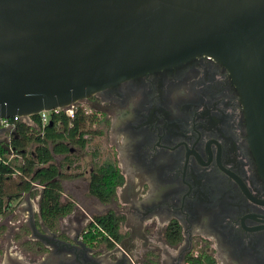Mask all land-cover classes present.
<instances>
[{"label": "flooded vegetation", "instance_id": "obj_1", "mask_svg": "<svg viewBox=\"0 0 264 264\" xmlns=\"http://www.w3.org/2000/svg\"><path fill=\"white\" fill-rule=\"evenodd\" d=\"M80 102L88 110L80 107L85 124L100 127L93 133L109 130L103 161L123 179L115 189L121 206L112 211L129 235L119 242H150L153 264H193L186 258L203 253L220 264H264V181L238 92L222 65L197 57ZM88 133L83 138L93 140ZM66 143L68 152L58 155L74 152L73 143ZM95 171H88L85 189L96 200L89 193ZM64 179L60 199L73 202V222L58 229L31 218L34 242L14 243L3 264H101L83 238L92 215L81 210L89 217L83 222L79 204L62 200Z\"/></svg>", "mask_w": 264, "mask_h": 264}, {"label": "water", "instance_id": "obj_2", "mask_svg": "<svg viewBox=\"0 0 264 264\" xmlns=\"http://www.w3.org/2000/svg\"><path fill=\"white\" fill-rule=\"evenodd\" d=\"M197 57L229 73L264 181V0H0V118Z\"/></svg>", "mask_w": 264, "mask_h": 264}, {"label": "trees", "instance_id": "obj_3", "mask_svg": "<svg viewBox=\"0 0 264 264\" xmlns=\"http://www.w3.org/2000/svg\"><path fill=\"white\" fill-rule=\"evenodd\" d=\"M62 121L61 125L56 126L53 117L51 123L45 126L43 135L35 127L17 123L10 142L14 150L10 153L0 144V155L7 160L6 163L0 161V214L9 208L13 200L32 193L36 185L41 186L39 215L45 225L54 227L60 218L72 211L73 202L60 199L63 189L61 180L65 175L54 162V155L68 152L67 141L81 148L85 146L83 135L86 119L80 111L71 122L66 117ZM30 144L34 145L32 150L27 149ZM122 181L118 168L108 160L102 161L92 175L89 193L101 203L109 202L115 198V189ZM121 219L112 210L92 215V223L83 234L84 240L89 241L86 243L90 246L99 242H108L110 246L119 243L123 238ZM186 262L216 264L206 253L197 258L187 257ZM140 264L153 263L146 258Z\"/></svg>", "mask_w": 264, "mask_h": 264}, {"label": "rangeland", "instance_id": "obj_4", "mask_svg": "<svg viewBox=\"0 0 264 264\" xmlns=\"http://www.w3.org/2000/svg\"><path fill=\"white\" fill-rule=\"evenodd\" d=\"M74 104H76L77 108L84 107V104L80 101L75 102ZM86 109L87 108L84 107V110ZM84 130H86L87 133L92 132V130L99 131L100 127L97 125L88 126L85 124ZM88 134L93 136V140H87L83 148H78V145H74V143L71 144L70 147H73L74 152L65 157L63 155L55 154L54 162L61 166V172L65 175V182H63L64 195L62 196V200H66L67 198L75 200L80 206V209H78L80 215L84 214L83 211L88 212L91 215H100L105 213L108 209L115 211L116 205H120L122 198L120 194H118V196H115L112 201L101 204L99 201L91 198L87 193L85 186L89 178L88 171L91 168L95 169L105 159V147L109 145L111 137L109 130L103 132V136L93 132ZM33 147L34 145L30 144L27 149L32 150ZM92 153H94L93 156ZM14 158L15 157H13V159ZM77 177L79 178L76 179ZM69 180L72 183H68L67 181ZM40 189L41 186L36 185L33 188L32 193L23 194L21 197L13 200L9 208L4 213L0 214V264H3V255L5 252L10 251L11 247H14L15 244H26L27 246H30L31 242H34L31 238L28 225L31 218L33 222H41L39 215ZM65 196H67V198ZM69 216L70 215L65 216L57 221L55 227L59 229L60 226L72 223L73 219ZM88 219L89 217L85 215L83 222H87ZM127 230L128 229L122 223L120 231L124 240H127L129 235V231ZM131 241L132 240L128 242ZM141 244L143 247L147 245L146 242H137L138 246H141ZM198 248L199 245H197L196 250H198ZM145 252L144 250L138 251V260L144 257Z\"/></svg>", "mask_w": 264, "mask_h": 264}, {"label": "built area", "instance_id": "obj_5", "mask_svg": "<svg viewBox=\"0 0 264 264\" xmlns=\"http://www.w3.org/2000/svg\"><path fill=\"white\" fill-rule=\"evenodd\" d=\"M80 111L84 115V112L80 108H77L76 104L73 103L64 107H56L51 110H42L35 115H14L9 118H0V144H7L11 147L10 142L15 133L17 123L21 122L29 127H35L40 131L41 135H43L45 126L51 123L53 117L55 125L59 126L63 122V117H66L67 120L71 122ZM0 161L7 162V160H4L1 155Z\"/></svg>", "mask_w": 264, "mask_h": 264}, {"label": "crops", "instance_id": "obj_6", "mask_svg": "<svg viewBox=\"0 0 264 264\" xmlns=\"http://www.w3.org/2000/svg\"><path fill=\"white\" fill-rule=\"evenodd\" d=\"M146 244L143 247L142 244L138 246L137 242H119L110 246L108 242H99L91 247L97 252V257L101 259V264H140L144 259H150L149 248L151 244L150 242H146ZM139 250H144L147 253L145 252L144 257L138 260L137 254ZM215 260L217 264H220L217 258Z\"/></svg>", "mask_w": 264, "mask_h": 264}]
</instances>
